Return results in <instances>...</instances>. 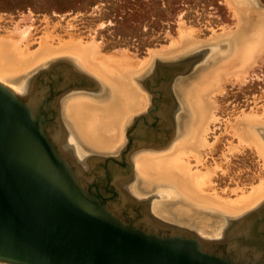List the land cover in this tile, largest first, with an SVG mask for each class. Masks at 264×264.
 Returning <instances> with one entry per match:
<instances>
[{
    "label": "water",
    "instance_id": "95a60500",
    "mask_svg": "<svg viewBox=\"0 0 264 264\" xmlns=\"http://www.w3.org/2000/svg\"><path fill=\"white\" fill-rule=\"evenodd\" d=\"M196 59L157 61L142 81L152 96L151 107L132 120L128 143L116 157L84 156L80 150L78 156L75 151L86 169L61 153V138L55 134L70 136L60 119V98L93 89L96 81L78 69L64 78L56 71L71 65L59 60L26 78L24 96L0 83V264H264L263 258H238L227 245L223 253L215 246L218 240L205 241L159 215L146 213L128 223L108 208L115 197L120 199L112 180L119 170L115 160L124 161L126 176L132 171L126 161L130 148H160L171 140L169 119L163 116L168 88L178 76L191 73ZM137 126L139 142L133 140ZM128 197L132 204H142L140 197ZM242 245L243 253L252 255L253 249L262 255L256 242Z\"/></svg>",
    "mask_w": 264,
    "mask_h": 264
},
{
    "label": "bare ground",
    "instance_id": "6f19581e",
    "mask_svg": "<svg viewBox=\"0 0 264 264\" xmlns=\"http://www.w3.org/2000/svg\"><path fill=\"white\" fill-rule=\"evenodd\" d=\"M225 3L236 19L235 29L233 31L224 29L216 35L213 33L211 41L227 42L230 46V54H227V57L232 61L229 62V65L225 64L212 71L208 80L202 84L194 85L189 89L190 91L184 94L190 117L185 120L181 129L178 127L172 140L160 148H139L135 151L133 163L130 164L135 174L143 180V188H149L155 184L164 186L160 188V191H156V197L171 195L172 197H183L187 201V205L184 207L170 208L169 213L179 222L192 223L194 219L189 214L196 212L193 210L195 207L214 211L227 219H237L264 202V175L259 177L258 183L251 185L249 189L246 188L247 190L236 186L230 188L229 192L227 189L218 191L212 179L216 172L221 170V164L214 163L213 166H207L202 157V152L211 151L215 144V142L210 143L207 138L211 129L210 124L218 121L214 113L216 110L214 97L217 94H223L225 84L242 85L248 71L259 63L257 55L261 52L264 53V13L263 15L259 14L258 18L254 17L256 18L254 21L250 15V9L243 7H249L247 0H225ZM44 23L47 22L44 21ZM181 24L176 38H172L169 44L164 45L161 49L147 50V56L142 59L129 53L126 49L104 55L100 52L99 44L96 42L83 41L73 34L62 38L48 26L37 39L33 37L32 24L23 26L20 31L6 30L3 34L0 32V83L24 96L29 86L25 81L17 82L16 77L27 73L47 59L61 56L73 58V62L79 70L81 65V69L98 79L107 91L103 97L98 98L99 100L87 94L65 96L60 112L63 113L64 118L74 128L75 131H73L85 146L98 152L113 153L119 149V145L127 141L126 129L129 120L134 119L135 114H137L136 117L142 115L141 113L146 112L148 108L150 100L138 84V77L146 71L155 58H167V56L178 53L177 51L180 49H176V47L187 49L204 42L195 39L197 36H195V28L186 30V27ZM207 42L209 41H206V44ZM33 43H36L37 47L31 50L30 46ZM56 72L59 75L63 74L64 78H69L67 70L60 68ZM23 87L25 88L23 89ZM261 109L260 113L248 111L235 118L231 129L233 130L232 135L237 138L238 142L233 145L229 142L227 152L233 153L239 151L240 148H249L255 151L262 160L264 172V130L260 128L264 126V106ZM140 129L141 126H137L136 132L132 131L131 133V135L134 133L135 139L133 138V140L136 142L140 141L136 138L141 135ZM55 135L57 140L61 138L59 141L61 153L71 157L73 162L86 169L87 163L75 158V151L78 156L80 153L74 147L77 144L72 135L65 138L59 131ZM223 157L226 159V154H223ZM191 161L194 162V165H191ZM122 172L124 171L116 170L112 174V180L123 203L130 201L128 197L130 188L128 186L129 179L125 177V172ZM133 193L135 194V192ZM229 220L224 222V226L228 225L229 227L226 229L221 227L212 233L213 235L207 234L202 230L203 228L197 233L205 241L208 239L224 241L238 258L244 259L243 252L246 247H243L238 239L249 238L250 220L242 219L240 222H229ZM210 221V219L203 221L202 227H208ZM234 223L236 224L234 225ZM251 250L254 259H264L263 252L261 255L258 252L260 250Z\"/></svg>",
    "mask_w": 264,
    "mask_h": 264
},
{
    "label": "rangeland",
    "instance_id": "374dc122",
    "mask_svg": "<svg viewBox=\"0 0 264 264\" xmlns=\"http://www.w3.org/2000/svg\"><path fill=\"white\" fill-rule=\"evenodd\" d=\"M247 1L249 2V7H243L250 9L248 10L252 20L254 19L255 21L259 14L263 15L264 13V0ZM242 4L244 5V3ZM0 20L1 34L5 33L6 30L20 31L23 26L32 24L33 37L37 39L48 26L62 38H67L69 34H73L76 37H80L83 41L92 40L96 42L99 44L100 52L104 55L126 49L129 53L141 59L147 56V50L161 49L164 45H168L172 38H176L181 23L183 27H186V30L195 28V36L197 35L195 39L204 41L202 44L187 49L176 47V49H180L177 51L178 53L167 56V58H155L137 80L146 97L150 100L152 96L143 87L142 81L148 77V74L149 76L151 75L157 61L162 63L176 62L190 57L198 59L193 63L190 74L178 76L168 88L170 90V99L165 106L163 116L166 115L169 118L167 128L172 133L170 136L171 140L175 136L178 127L181 129L185 120L190 117L184 94L190 91L189 89L194 85L202 84L208 80L212 71L223 67L225 64L229 65V62L232 61L231 58L227 57V54H230L229 44L221 40V42L211 41L213 33L216 35L224 29L225 31L229 29L233 31L236 24V19L232 11L227 7L225 0H0ZM44 21L47 23H44ZM206 41L209 42L206 44ZM36 47V43H33L30 49L34 50ZM257 56H259V59ZM257 56L256 60L258 59L259 63L248 71L245 82L242 85L225 84L223 94H217L213 99L216 106L214 113L218 121L210 124L211 129L207 134V138L210 143L215 142V144L211 151H203L202 157L207 166H213L214 163L221 164V170H218L215 174L216 176L214 175L212 179L218 191L227 189L229 192L230 188H235L236 186L247 190L246 188L249 189L251 185L258 183L259 177L264 175L262 160L255 151L249 148H240V153L239 151L227 152V147L230 143L233 145L238 142L237 138L232 135L233 130L231 129L236 120L235 118L248 111L260 113L262 106H264V53L261 52ZM59 60H66L71 66L73 65L78 69L75 62H73V58H67L66 56L53 57L35 66L27 73L16 77V80L22 83L32 73H36L38 70L49 66L50 63ZM79 68L80 71L85 73L81 69V65ZM86 74L90 76V74ZM90 77L97 83L95 86L96 92H87V95L94 99L103 97L107 90L103 88V84L98 79L93 76ZM77 94L82 95L83 92ZM63 100L60 102L59 112L63 108ZM149 107H151L150 101L148 102ZM144 112L141 114L146 113ZM136 116L137 114L134 117ZM60 119L64 123L63 127L76 140V144L89 154L116 157L128 142L127 140L119 145V149L113 153L98 152L85 146L79 140L74 128L70 126L62 112H60ZM132 120L128 122L126 138L128 133L130 134L128 129L131 126L130 124H132ZM260 128L264 130V126ZM215 137H218V141ZM137 150L139 149L130 148L126 159L129 164L133 163L134 154ZM223 154H226V159ZM191 165H194V162L191 161ZM94 175L96 176V173ZM126 175L132 182L134 192L142 197L152 196L156 194V191H160L161 187H164L161 184H157L160 186L155 184L149 188H143V180L133 170ZM154 205H156L154 210L157 212L154 213L163 219L180 226H188L187 228L194 229L193 231L196 232H200L203 228L202 230L209 235H213L212 233L220 229L221 226L225 228L224 222L231 219H227L214 211L195 207L193 210H196V212L189 214L194 219L192 223L188 221L179 222L169 211H166L167 208L187 205V201L183 197L178 196L172 197L169 195L156 199ZM193 213L198 214L195 215ZM209 219L211 220L209 226L202 227L203 221Z\"/></svg>",
    "mask_w": 264,
    "mask_h": 264
},
{
    "label": "flooded vegetation",
    "instance_id": "af4514ba",
    "mask_svg": "<svg viewBox=\"0 0 264 264\" xmlns=\"http://www.w3.org/2000/svg\"><path fill=\"white\" fill-rule=\"evenodd\" d=\"M58 69H60V67L58 68ZM67 70H68V73H74L75 71L77 72V69L75 68V67H72L71 66V68H66ZM46 70H48V71H50V69L49 68H47ZM69 77H71V75L69 76ZM76 77V76H75ZM92 78V77H91ZM81 80L79 77H76V80ZM93 89H89V90H82V92H96V90H95V88H94V90L92 91ZM63 99L62 98H60V101H59V103L62 101ZM169 119V118H168ZM169 121V120H168ZM152 124H154V125H156V123H153L152 122ZM131 127V126H130ZM130 129V128H129ZM128 129V132H131L130 130ZM63 130H64V133L68 136V135H70L71 136V134H69V131H68V133H66V129L65 128H63ZM169 143V142H168ZM74 147H76V150H80V151H82V154L84 155V156H86L87 154H89V153H87L86 151H84V150H82V148L79 146V145H75ZM78 148V149H77ZM81 153V152H80ZM83 155H81V156H83ZM116 162H117V164L119 165L118 167H119V170H121V171H124V172H126V170H127V166L125 165V163H124V161H122L120 158L119 159H117V160H115ZM103 165L102 164H100V168H103L102 167ZM125 177H127V175L125 176ZM128 178V177H127ZM129 179V178H128ZM92 183L93 184H96L97 182L95 181V180H93L92 181ZM128 186H129V192H130V194L131 195H135V196H137V197H140L141 198V200H142V204L141 205H134V204H132L130 201H126V202H121V200L120 199H116V197H115V199H114V201H113V204L114 205H108V208L114 213V214H116L118 217H120L123 221H125V222H130V221H132V220H130V218H141V216H143L144 214H146V213H152V214H155L154 212V206H156V205H154V201H156V197L154 196V195H152V196H149V197H151V198H149V199H146V197H142V196H140V195H138V194H134L133 192H134V189H133V185H132V182H131V180L129 179V181H128ZM132 191V192H131ZM105 195H110V192H106V191H104L103 192ZM143 198V199H142ZM156 204V203H155ZM146 206V207H145ZM129 207H132V208H129ZM166 211H169L170 212V208H167L166 209ZM259 212V213H258ZM251 215L249 218H246V219H244V220H250V223H249V225H248V227H249V232L250 233H253L254 235H252L251 236V238L249 237H247V239H244V237L241 239H238V241H241L240 243H249L250 244V242L251 241H253V242H256V245H258L259 247H261V249H263L262 251H263V253H264V202L261 204V205H259L258 207H256L255 209H253V210H251V211H249V212H246L245 213V215ZM157 215V214H156ZM253 216H254V218H253ZM248 217V216H247ZM251 218V219H250ZM228 221V220H227ZM226 221V222H227ZM254 221V222H253ZM256 221V222H255ZM230 222V221H229ZM239 222H240V220H239ZM253 222V223H252ZM225 224V223H224ZM236 223H234V225H235ZM226 227H229L228 225H225ZM222 227V226H221ZM226 227L224 228V229H226ZM258 228H259V230H258ZM260 232V233H259ZM249 233V234H250ZM257 236H256V235ZM262 236H263V238H262ZM253 238V239H252ZM251 240V241H250ZM253 242H251V243H253ZM215 246L218 248V250L219 251H221V252H223V253H225L226 252V250H225V248L224 247H226V243L224 242V241H221V242H219L218 241V243H215ZM243 258L244 259H246V258H249V259H251L252 258V255H250L249 253H244L243 254Z\"/></svg>",
    "mask_w": 264,
    "mask_h": 264
},
{
    "label": "trees",
    "instance_id": "16d2710c",
    "mask_svg": "<svg viewBox=\"0 0 264 264\" xmlns=\"http://www.w3.org/2000/svg\"><path fill=\"white\" fill-rule=\"evenodd\" d=\"M131 16V15H130Z\"/></svg>",
    "mask_w": 264,
    "mask_h": 264
}]
</instances>
